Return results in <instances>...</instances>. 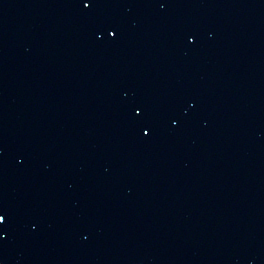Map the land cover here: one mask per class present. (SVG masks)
Returning <instances> with one entry per match:
<instances>
[{
  "label": "water",
  "instance_id": "1",
  "mask_svg": "<svg viewBox=\"0 0 264 264\" xmlns=\"http://www.w3.org/2000/svg\"><path fill=\"white\" fill-rule=\"evenodd\" d=\"M0 211L2 264H264V0H0Z\"/></svg>",
  "mask_w": 264,
  "mask_h": 264
},
{
  "label": "snow or ice",
  "instance_id": "2",
  "mask_svg": "<svg viewBox=\"0 0 264 264\" xmlns=\"http://www.w3.org/2000/svg\"><path fill=\"white\" fill-rule=\"evenodd\" d=\"M84 2V7L86 8H89L92 6V0H83ZM112 36L115 37L117 35V33L115 31H112ZM192 41L195 42V36L193 35L191 37ZM134 111L137 113V114H142V109L137 106L135 107ZM143 132L144 134H150V129L145 126L144 129H143ZM7 222V216L5 213H3L2 211H0V224H5ZM0 264H2V262H0Z\"/></svg>",
  "mask_w": 264,
  "mask_h": 264
}]
</instances>
